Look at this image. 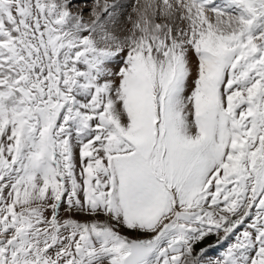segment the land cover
I'll use <instances>...</instances> for the list:
<instances>
[{"label":"snow or ice","instance_id":"snow-or-ice-1","mask_svg":"<svg viewBox=\"0 0 264 264\" xmlns=\"http://www.w3.org/2000/svg\"><path fill=\"white\" fill-rule=\"evenodd\" d=\"M85 7L0 0V264H264V0Z\"/></svg>","mask_w":264,"mask_h":264},{"label":"rangeland","instance_id":"rangeland-1","mask_svg":"<svg viewBox=\"0 0 264 264\" xmlns=\"http://www.w3.org/2000/svg\"><path fill=\"white\" fill-rule=\"evenodd\" d=\"M110 1H111V3H113V0H108V2H110ZM75 2L79 3V2H81V0H75ZM86 3L88 5V7L84 8V17H85V19H90L89 11H90V7L92 4V0H86ZM124 4H128V3H124ZM130 6H131V4H130ZM77 218L81 219L82 217H77ZM214 242H215V237H212L207 241V243H214ZM217 251H219V249ZM209 255L215 256L216 252H210Z\"/></svg>","mask_w":264,"mask_h":264},{"label":"bare ground","instance_id":"bare-ground-1","mask_svg":"<svg viewBox=\"0 0 264 264\" xmlns=\"http://www.w3.org/2000/svg\"><path fill=\"white\" fill-rule=\"evenodd\" d=\"M119 2L120 3H128V4H126V5H128V11L130 12L131 11V6H130V4H132L133 2H134V0H119ZM109 3H111V1L109 2Z\"/></svg>","mask_w":264,"mask_h":264}]
</instances>
